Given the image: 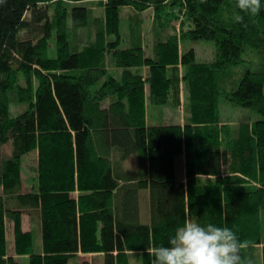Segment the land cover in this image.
<instances>
[{"label": "trees", "instance_id": "1", "mask_svg": "<svg viewBox=\"0 0 264 264\" xmlns=\"http://www.w3.org/2000/svg\"><path fill=\"white\" fill-rule=\"evenodd\" d=\"M60 1L0 2V264H23L16 255H26V264H69L71 259L92 264L78 252H101L103 264H152L151 247L167 246L188 219L232 229L248 242L240 252L242 264H264V64L246 68L235 87H204V108L212 109L201 123H150L144 116L146 92L153 103L179 104L178 60L186 66L183 77L193 80L208 65L195 63L191 53L179 58L176 38L156 41L155 56H146L140 43L108 45L106 38L112 37L106 36L95 49L113 52L125 67L148 65L146 77L131 73L117 78L102 64L99 74H71L67 71L80 68L84 58L68 49L65 32L88 25L90 10L85 0H65L51 13L52 3ZM162 1L102 0L107 34L120 33L122 7L158 8ZM177 3L191 22L182 36L214 40L216 69L239 63L248 46L264 55V0L256 16L239 13L236 0ZM237 14L244 15L243 23L234 20ZM128 28L136 34L139 25ZM53 34L58 53L43 56L38 43ZM194 93L193 101L201 102L200 91ZM220 94L258 113L252 130L236 138L234 127L218 123L217 102L210 97ZM11 103L25 107L15 116ZM2 145L8 151L1 152ZM32 149L37 174L24 190L20 162ZM132 154L135 165L124 166ZM180 156L182 175L176 169ZM232 156L245 164L237 165ZM259 161L262 170L255 172ZM234 164L239 171L226 176L225 169ZM253 178L259 183L248 185ZM23 210L36 218L37 246L34 233L23 227Z\"/></svg>", "mask_w": 264, "mask_h": 264}, {"label": "rangeland", "instance_id": "2", "mask_svg": "<svg viewBox=\"0 0 264 264\" xmlns=\"http://www.w3.org/2000/svg\"><path fill=\"white\" fill-rule=\"evenodd\" d=\"M171 1L180 2L181 0H163L159 4L158 8L154 7V5H151L144 8L143 10H134L132 8L122 7L119 17L120 33L117 35H108L106 26L104 25V7L102 0H85V3L90 10L89 21L91 22H89V24L86 26L77 28L76 30H68L65 32L68 49L79 51L80 53H78L82 55L84 61L80 68L68 70L67 72L71 74H77L81 71L89 70L93 74H99L101 73L100 69L102 64L107 73H110L117 78H120L122 75L130 76L131 73H140L146 77V73L149 71L148 65L142 63L140 66L125 67L121 64V61L115 57L113 52H109V50H96L97 48L95 49V47L99 45L102 40L106 38V36H110L112 38H106L108 45H110L112 41L118 40L119 45L121 46H131L132 41H136L140 43L141 46H143L146 56H155L154 44L156 41L162 40L168 41L170 43V41L176 38L177 54L179 58L182 57L183 53H186L188 56L191 53L195 63L208 66H206L201 71H197V73L194 74L193 80V76H189V78L183 77L185 76L183 73L186 71V66L181 60H178L177 67L178 71L180 72L179 75L182 76L180 77L179 83L180 103L173 104L170 100H168L164 104H156L152 102L150 94L146 92L144 104L145 120L150 123L178 122L183 124L186 120H191L195 123H201L198 122V120L209 118L212 106L207 105V108H204V97L207 100L204 87H209V89L218 87V91L225 88L235 87L242 72H244L246 68L256 69L264 64V55H262L257 48L248 46L245 50H243L242 60L239 63L229 65L228 69L225 71L216 69L212 64L216 51L214 40L203 38L191 39L183 37L182 33L186 31L191 25L189 19L190 17L186 12L183 11V9H181L179 3L173 2V4H171ZM64 2L65 0H61L57 3L53 2L51 5V13L53 10L58 11L60 5ZM67 3L70 5L69 2ZM132 24L139 25L138 32L136 34L130 33V28L128 27H130ZM39 41H41L40 38ZM38 45H40L41 53L44 51L43 56L46 55L47 57H55L58 53L59 42L54 34L50 38L39 42ZM103 77H105V75ZM103 77L100 78L98 84L102 82ZM20 79V82L25 87L24 81H26V78L22 77ZM145 87L147 86L145 85ZM195 91H200L199 98L201 102L193 101V99H195ZM210 99H214L217 102L215 113L219 118L218 123L221 122L232 128L234 127L236 130V138L240 137V131L243 133L244 129L246 128L252 130L254 128L253 123L260 117L254 110H251L247 107H242L227 100L223 94H220L219 96H212ZM24 107L25 105L11 103L10 112L17 116ZM194 108L198 110L197 114L192 111ZM5 151H8L7 146L2 145L1 152ZM36 159V149L30 150L28 153L22 156L20 167L21 176L23 179L22 187L24 190L29 189L31 182L36 179ZM232 159L237 165L245 164L243 161L239 162L240 160L237 162L238 159L234 156H232ZM260 162L261 161L257 162L255 172L262 170L259 166ZM135 163L136 161L134 154L129 155L123 160L124 166L127 167L134 166ZM176 164L177 173L182 175L183 172H185L184 158L182 156L178 157ZM236 164L232 166V169H225L224 174L228 176L229 174L239 171L235 167ZM198 172L201 173V177H206L204 170H199ZM239 176H241V174H239ZM257 183H259L258 178H253L249 181L248 185H255ZM76 193L78 192L73 190V194ZM141 204L142 210L148 208L143 200L141 201ZM35 219V217H30V214L27 212V210H23V227L24 229H29L32 231V233H34V245L37 246L40 242V236L38 232L37 221ZM12 231V222L8 220L7 238L9 240V249L11 252H13ZM262 233L264 235V227L262 228ZM16 256L21 259L23 264H26V255ZM73 260L75 261V259ZM73 260H70V264H73Z\"/></svg>", "mask_w": 264, "mask_h": 264}, {"label": "clouds", "instance_id": "3", "mask_svg": "<svg viewBox=\"0 0 264 264\" xmlns=\"http://www.w3.org/2000/svg\"><path fill=\"white\" fill-rule=\"evenodd\" d=\"M3 2V0H0ZM239 13L256 16L261 11V0H236ZM244 15L234 20L243 23ZM248 246L228 227L201 225L188 219L169 238L168 245L151 247L152 264H242L241 249ZM252 264V261H247Z\"/></svg>", "mask_w": 264, "mask_h": 264}, {"label": "crops", "instance_id": "4", "mask_svg": "<svg viewBox=\"0 0 264 264\" xmlns=\"http://www.w3.org/2000/svg\"><path fill=\"white\" fill-rule=\"evenodd\" d=\"M142 218L143 220H147V212L146 209L142 210ZM264 236V235H263ZM263 242L260 243L259 246H262ZM79 256H85L91 260L92 264H103V254L101 252H78ZM89 255V257H88ZM74 263V260H73ZM70 264V262H69Z\"/></svg>", "mask_w": 264, "mask_h": 264}]
</instances>
